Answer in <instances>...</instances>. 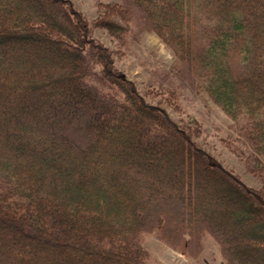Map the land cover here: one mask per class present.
<instances>
[{"label": "trees", "instance_id": "1", "mask_svg": "<svg viewBox=\"0 0 264 264\" xmlns=\"http://www.w3.org/2000/svg\"><path fill=\"white\" fill-rule=\"evenodd\" d=\"M211 99L245 119L248 186L148 103L70 0H0V264H147L144 232L189 258L264 264V0H121ZM100 67V70L97 68Z\"/></svg>", "mask_w": 264, "mask_h": 264}, {"label": "rangeland", "instance_id": "2", "mask_svg": "<svg viewBox=\"0 0 264 264\" xmlns=\"http://www.w3.org/2000/svg\"><path fill=\"white\" fill-rule=\"evenodd\" d=\"M70 1L92 25L91 36L111 51L116 68L148 103L166 110L191 133L193 141L248 186H262V178L253 171L260 162L255 161L244 135L245 119H232L211 99L139 12L133 11L128 31L117 39L94 24L104 15L105 4L121 0ZM141 242L150 254L147 264H224L219 246L208 233L203 235L204 250L196 259L168 246L156 232L142 233Z\"/></svg>", "mask_w": 264, "mask_h": 264}]
</instances>
